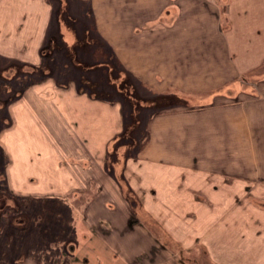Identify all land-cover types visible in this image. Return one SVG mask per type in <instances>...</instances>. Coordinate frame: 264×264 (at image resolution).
Segmentation results:
<instances>
[{"label": "crops", "instance_id": "1", "mask_svg": "<svg viewBox=\"0 0 264 264\" xmlns=\"http://www.w3.org/2000/svg\"><path fill=\"white\" fill-rule=\"evenodd\" d=\"M64 1L0 0V79L31 81L9 107L13 124L3 154L9 159L6 189L29 206L6 221L4 204L23 206L0 189V264H102L110 251L123 257L129 248L150 253L160 247V230L183 250L205 248L215 262L231 246L232 257L217 261L264 264V153L257 151L264 143V78L255 93L244 91L240 81L264 65V50L241 64L235 59L228 36L233 0L155 28V103L156 96L168 103L179 97L191 107L185 101L156 113L144 144L123 153L110 149L128 132L123 110L80 101L73 85L38 76L45 59L60 54L86 65L84 80L93 94L112 84L110 63L89 58L95 41L80 38ZM90 1L94 10L111 6V0ZM201 1L175 0L170 10H193ZM167 4L156 0L155 10ZM18 68L23 79L12 73ZM231 81L247 99L218 102L223 94L217 91ZM161 254H170L165 245ZM172 259L158 264H179Z\"/></svg>", "mask_w": 264, "mask_h": 264}, {"label": "rangeland", "instance_id": "2", "mask_svg": "<svg viewBox=\"0 0 264 264\" xmlns=\"http://www.w3.org/2000/svg\"><path fill=\"white\" fill-rule=\"evenodd\" d=\"M65 1L66 4L68 3L67 10H70L69 14L71 15L69 17H71V22L79 27L80 38L82 40L90 39L95 41L94 53L89 58L95 62L105 61L106 63H110L112 68V84H109V88H106L105 91L103 88L97 86L94 95L92 85L87 84L84 80V76H87L84 71V66L86 65H81L82 68H80L77 63L70 61V57L66 55L60 56V54L49 57L47 60L45 59V63L38 76H43V79L49 78L58 82L62 81L65 88L73 85V89L78 94L77 96L80 101L82 99L94 102L101 101L106 103V105H112V108H115V105H117L123 110L124 126L126 127V132H128L127 134H122L123 138L119 142L113 141L110 149L113 152H116L118 148V151L121 153L125 150L134 152L144 144L149 136L151 120L155 117L156 113L173 109L174 106L184 105L185 101L188 102L186 106L191 107L189 100H183L179 97L174 102L168 103L165 101L167 99L163 100L165 96L161 98L160 96H156V100L158 101L155 103V88L152 84L154 82L152 73L155 72V28H167L174 21L178 22L180 18L183 19L187 14L196 13L201 8L207 7L209 10H218L217 4L219 0H203L201 1L202 6L198 2V4L191 5H196L193 10L183 11L170 10L175 0H168L169 4L163 10H155L157 6L156 0H111V6L104 7V10H94L90 0ZM233 2L234 8L232 10L234 12L230 15L233 26L228 36L234 41L235 47L233 46V51L236 54L235 59L240 63V59L246 58L247 55L255 57L256 54L258 58L261 51L264 50V0H255L253 2L251 0H233ZM250 3L253 4L252 8L249 6ZM221 6L223 13H225L226 5ZM225 27L229 26L225 24ZM258 31L261 32V35L258 34ZM107 38L111 39V41ZM120 53L124 54L128 59L125 58L123 60ZM139 60L140 64L144 65L141 69H144L142 71L145 72V76L138 71L141 70ZM91 66H94V64L91 63ZM12 73L16 74L17 78L23 79L22 69L18 68ZM263 78L264 65L240 78L241 88L246 92L255 93L254 87L258 86ZM70 82L71 84H69ZM28 83L15 79H0V189H4L2 195L5 198L8 196L12 200L16 199L15 201L23 207L28 202H25L23 198L16 197V194L13 196L14 194L8 188L6 189V177L4 173L7 170L9 159L7 158V154V156H3V154L9 151L10 144L7 135L13 124L9 107L17 99L18 91L23 94L29 88ZM239 86V83L234 81L229 82L227 87L217 91V94H223V99L216 98L217 101L228 99H232L233 101L238 99L246 100V95L242 93L238 94L237 88ZM8 87L12 88L11 93L7 92ZM120 90H125L127 95H124ZM68 101L72 102L71 99H68ZM196 101V99H192V104L205 102L202 100ZM1 145L4 149H2ZM258 145V153H264V143ZM113 158L111 156L109 161H113ZM244 162L245 160H241V166L245 164ZM125 192L130 200L134 201L136 199L128 188H126ZM3 200L4 198H0V205ZM11 202L13 203V201ZM259 204L264 205V200H259ZM193 209L195 210V208ZM195 212L197 211L192 212V215L189 214L187 217L192 218ZM8 213L11 214L13 212L8 211ZM18 214H23V212ZM159 233L161 237L159 240L157 239V242L160 244V247H155L150 253L136 254L130 252L129 248L127 257L125 255L123 257L116 254L115 251H110L105 254V260L102 264H158L159 262L161 263L163 257H165L168 263L174 262L172 258H175L179 264H230L226 262L227 260H223L220 263L217 259L219 257L221 259L232 257L233 250L231 246H226L220 255L216 256L215 262L213 260L215 256L209 255L205 248L195 247L193 250L186 251L183 250L180 243L162 236L161 230ZM127 243L129 246V241ZM162 245H165L168 251H170V254H168L170 255V259H167L169 258L168 255L161 254ZM157 256L159 261L157 260ZM243 257L244 255L240 256V258ZM75 258V256H71L70 261H73ZM90 263L96 264L92 260Z\"/></svg>", "mask_w": 264, "mask_h": 264}, {"label": "flooded vegetation", "instance_id": "3", "mask_svg": "<svg viewBox=\"0 0 264 264\" xmlns=\"http://www.w3.org/2000/svg\"><path fill=\"white\" fill-rule=\"evenodd\" d=\"M28 206H29V203H27L24 207H22L20 209H16V208H11V207H6L5 204H4L3 207H2V209H3L2 214H5V216L4 215H0V217L4 216L6 218V221H12L13 214H9L8 211H12L13 213H17V212L18 213H20V212L26 213V209L28 208ZM27 216H29V215H26V217Z\"/></svg>", "mask_w": 264, "mask_h": 264}]
</instances>
